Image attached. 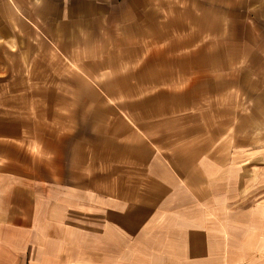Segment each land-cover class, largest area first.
<instances>
[{
    "label": "crops",
    "instance_id": "0c3cea01",
    "mask_svg": "<svg viewBox=\"0 0 264 264\" xmlns=\"http://www.w3.org/2000/svg\"><path fill=\"white\" fill-rule=\"evenodd\" d=\"M180 3L182 32L176 17L143 26L154 1L0 0V126L27 124L24 95L55 92L57 50L126 49L128 29L154 30L156 98L183 94L154 101L145 149L101 165H57L19 144L31 134H0V264H264V198L246 197L242 152L221 143L237 135L239 94L264 136V0Z\"/></svg>",
    "mask_w": 264,
    "mask_h": 264
},
{
    "label": "rangeland",
    "instance_id": "374dc122",
    "mask_svg": "<svg viewBox=\"0 0 264 264\" xmlns=\"http://www.w3.org/2000/svg\"><path fill=\"white\" fill-rule=\"evenodd\" d=\"M148 1L156 2L159 9L156 14H143V26L146 21H164L163 27L166 29L168 23L165 22H171L176 17L177 24L172 22L171 26L175 24L176 29L182 32V3L178 4L181 0ZM164 6H168L171 13H163L160 9ZM165 36L166 33L155 35V38ZM153 39L154 30H142L139 39L136 31L128 29L126 49L112 44L105 46L102 51L95 45L89 48L81 46L76 53L65 54L57 50L56 56L46 63L47 85H53L48 86V90L55 89V92L50 90L46 94L24 95L27 101L24 105L30 106L24 115L27 124L0 126V134H31L34 143L19 144L26 146L28 151L31 145V151L38 159L46 158L57 165L62 163L66 166H70L72 162L86 166L87 160L91 164L95 162L101 165L100 162L106 160L108 151L114 161L117 158L113 156L120 150L145 149L146 138L142 130L146 134L151 130L154 101H183L182 93H160L158 98L154 95L156 46H149ZM89 49L93 52H85ZM49 74L56 77L51 78ZM6 96L9 98V95ZM245 99V95L239 94V125L235 130L237 135L233 139L227 136L229 138L226 137L221 143L226 149L242 152L239 165L244 168V180L255 184L246 197L257 202L264 198V174L246 172L252 165L259 170V166L264 165V157L259 155L251 159V156L248 158L242 155L262 153L264 136L261 127L252 124V119L251 125L246 123L250 112L246 109ZM162 119L165 122V117ZM139 124L142 125V130ZM156 129L159 131L157 137L161 138L162 131L165 133L167 126L160 124ZM227 133L230 134V127ZM3 154L6 155L7 150L0 151V155ZM2 160L7 159L0 157V161Z\"/></svg>",
    "mask_w": 264,
    "mask_h": 264
}]
</instances>
